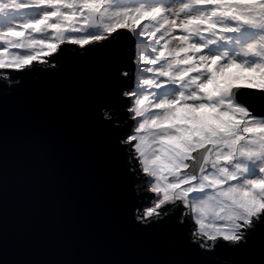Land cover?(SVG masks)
Instances as JSON below:
<instances>
[{
	"label": "snow or ice",
	"instance_id": "6c2138e0",
	"mask_svg": "<svg viewBox=\"0 0 264 264\" xmlns=\"http://www.w3.org/2000/svg\"><path fill=\"white\" fill-rule=\"evenodd\" d=\"M62 153L136 258L14 264H264V0H0V264Z\"/></svg>",
	"mask_w": 264,
	"mask_h": 264
},
{
	"label": "water",
	"instance_id": "95a60500",
	"mask_svg": "<svg viewBox=\"0 0 264 264\" xmlns=\"http://www.w3.org/2000/svg\"><path fill=\"white\" fill-rule=\"evenodd\" d=\"M70 112L64 124L75 126ZM15 158L4 213L6 264L20 259L131 260L103 207L66 154L30 167Z\"/></svg>",
	"mask_w": 264,
	"mask_h": 264
}]
</instances>
